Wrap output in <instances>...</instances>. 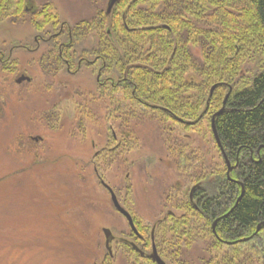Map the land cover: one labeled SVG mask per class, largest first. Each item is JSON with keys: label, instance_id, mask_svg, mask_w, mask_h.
I'll list each match as a JSON object with an SVG mask.
<instances>
[{"label": "rangeland", "instance_id": "374dc122", "mask_svg": "<svg viewBox=\"0 0 264 264\" xmlns=\"http://www.w3.org/2000/svg\"><path fill=\"white\" fill-rule=\"evenodd\" d=\"M50 1L59 20L71 26L96 9L105 12L108 0ZM29 21L0 22V264L99 263L105 255L102 230L116 235L128 229L100 180L138 221L151 225L158 204L175 194L177 184L187 191L190 176L226 175L208 126L212 113L194 128L147 116L127 126L124 115L143 109L122 91L114 100L105 98L116 78L97 82L99 63L92 66L93 58L81 54L96 45V36L76 49L69 71L64 65L55 76H44L38 58L48 44L33 53L38 34ZM260 72L264 54L244 65L240 80ZM21 75L28 81L16 84ZM237 248L262 264L264 227ZM204 249L195 245L190 257H203Z\"/></svg>", "mask_w": 264, "mask_h": 264}, {"label": "trees", "instance_id": "16d2710c", "mask_svg": "<svg viewBox=\"0 0 264 264\" xmlns=\"http://www.w3.org/2000/svg\"><path fill=\"white\" fill-rule=\"evenodd\" d=\"M22 4L23 0H0V22L21 19ZM30 22L37 32L58 31L64 39L61 49L55 47L40 58L44 76L61 72L65 63H72L76 49L96 36L94 47L82 48V57L100 62V75L120 80L118 87L130 89L123 91L124 98L143 109L124 115L127 126L132 121L142 124L146 116L158 123L172 121L173 116L194 128L209 111L211 116L219 111L227 97L214 125L233 168L228 178L218 150L226 175L219 170L213 180L205 174L189 177L201 182L199 210L190 208L187 223L175 228L190 231L193 249L200 244L192 241L193 230L202 228L209 234L220 218L217 237L235 244L217 252L215 241L203 257L193 259L189 253L190 261L257 264L237 247L256 236V227L264 223V72L250 80H240L239 75L248 61L264 54V0H119L108 16L96 9L92 17L71 26L61 23L47 1ZM212 86L216 87L209 95ZM110 93L114 100L118 92Z\"/></svg>", "mask_w": 264, "mask_h": 264}, {"label": "flooded vegetation", "instance_id": "af4514ba", "mask_svg": "<svg viewBox=\"0 0 264 264\" xmlns=\"http://www.w3.org/2000/svg\"><path fill=\"white\" fill-rule=\"evenodd\" d=\"M47 1L51 3L50 0H43V3L42 0H35L36 4L32 5L31 0H23L22 8L24 15L21 19H18L13 23L20 22L24 18V16H29V18H31L34 14L40 11L44 3ZM38 3H40L41 5ZM106 10H107V4L104 15L108 16L110 13L107 14ZM30 25L32 27V30L38 34V36L34 38L35 40L34 43L36 48H33V53L39 50L41 44H48V48H49L48 52L54 49L55 47H57V49H61L62 41L64 39L58 37L59 35L58 31L56 32L54 30L45 29L42 32H37L33 28L31 22ZM58 28L59 30H61V24L58 26ZM48 52L40 55V57L38 58V64L40 58L43 55L47 54ZM59 56H61V54H59ZM91 63L92 66L96 65V63H99V66L101 65V63L96 62V59L94 58L92 59ZM65 65L67 71H69L70 70L69 64L65 63ZM96 74H97V82L100 81L101 77H104L106 79H110V78L112 79V77L110 76L100 75V68H98ZM20 78H25L27 80L18 82ZM28 79L29 78L27 76L21 75L15 80V83L21 84L22 82H27ZM125 79L126 78L124 77L123 81H125ZM119 82L120 80H117L116 83L118 84ZM114 85L115 84L111 85L109 89L107 86L109 92L115 90L122 92L124 90L125 91L130 90L125 85H121L119 87L117 85L116 86ZM101 86L103 85L101 84ZM100 92L102 91L100 90ZM109 92L107 93V96L105 98L109 99ZM104 93L105 92H103V94ZM131 93L133 92L131 91ZM171 119L175 120L179 124L186 125L184 124L185 121H183L180 118L172 116ZM95 155L97 157L98 153H96ZM161 161L162 160H160V162ZM185 161L186 160L184 158H181L182 168H185ZM188 182L189 183L191 182V185L190 188L187 189V191H185V189H182L180 184H177L175 189V194L165 197L160 201V203L158 204V207L160 206L159 216L151 225L138 221L137 218H135V216L130 212L128 207L124 203H121L122 201L121 202L119 201L112 188L108 186L115 195L119 206L129 214L134 226V230L130 228L128 221L112 206L114 211L125 220L128 229L123 231L120 230L119 234L116 235L111 233V237L109 241L110 251H108L105 248V238H104L105 255L102 257V261L94 264H110V262L113 263L116 261L123 262L124 264H158L155 260H153L152 256H155V258L157 257L163 264H196L195 262H191L189 258V252H190L189 247L191 242L190 231L188 229L175 228L176 225H179L178 224L179 222L180 224L187 223L189 217L188 211L190 210V208L196 211L199 210V199L201 198V196H198L197 194L200 191L201 182L198 181L197 182L188 181ZM181 189L183 192H180ZM177 192H180V194L183 195L182 196L177 195L176 194ZM107 193L110 198V194L108 191ZM193 232L195 233L194 234L195 237L192 238V241L196 243H200L201 246L202 247L204 246L205 249L208 251L213 250L214 246L212 244L215 241L218 242V245L216 246L217 252H219V250H221L222 247L229 248L235 244L234 242H226L219 239L216 235L215 228L214 231L211 228L210 231H208L209 234H207V232L202 228L201 229L197 228L196 230H193ZM205 234L206 236H204ZM247 239L248 238H246L245 240ZM249 240H252V237ZM249 240L243 242L246 243ZM205 242H207L208 244H205ZM201 264H206V262H202Z\"/></svg>", "mask_w": 264, "mask_h": 264}, {"label": "water", "instance_id": "95a60500", "mask_svg": "<svg viewBox=\"0 0 264 264\" xmlns=\"http://www.w3.org/2000/svg\"><path fill=\"white\" fill-rule=\"evenodd\" d=\"M119 0H108V3H107V10H106V13L109 14L110 11L112 10V8L114 7V5L118 2ZM24 80H27L25 78H20L18 80V82H21V81H24ZM216 86H212V88L210 89V94L213 92V90L215 89ZM227 98V97H226ZM225 98V100H226ZM224 100V102H225ZM224 102L222 104V107L219 111H217L215 114H213L211 116V121H210V131H211V134L213 136V139H214V142L218 148V150L221 152L224 160H225V163L227 165V177L229 176V173L231 171V167L229 165V162L226 160L225 158V155L223 153V149H222V146L220 144V141H219V138H218V135H217V132L215 130V125H214V119L216 116H218L223 110H224ZM180 121V120H179ZM184 124L186 125H189L190 123H187V122H184ZM229 178V177H228ZM102 186L109 192L110 194V201L112 203V206L128 221L129 223V226L131 229L134 230V226H133V223H132V220L129 216V214L124 210L122 209L118 202H117V199L115 197V195L113 194V192L111 191V189L104 183V182H101ZM220 220V218L216 219L213 223H212V230L214 231V228L217 224V222ZM262 226L264 227V223L262 224ZM259 228H260V225L257 226L256 228V231H255V234H257L259 232ZM102 233L104 235V238H105V248L110 251V248H109V241H110V237H111V232L109 229H103L102 230ZM214 233V232H213ZM153 257V260H155L158 264H163L157 257L155 258V256H152ZM263 264H264V255H263Z\"/></svg>", "mask_w": 264, "mask_h": 264}]
</instances>
